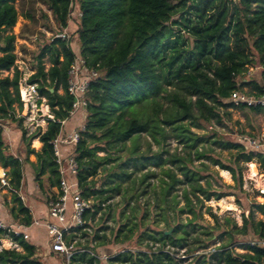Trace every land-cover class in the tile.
Here are the masks:
<instances>
[{
  "label": "trees",
  "instance_id": "16d2710c",
  "mask_svg": "<svg viewBox=\"0 0 264 264\" xmlns=\"http://www.w3.org/2000/svg\"><path fill=\"white\" fill-rule=\"evenodd\" d=\"M15 0H0V116L4 117L21 107L19 96V74L15 71L12 78L3 72L14 68L15 37L7 34L17 20V11L13 5ZM71 4H75L80 18L76 20L75 37L78 42V53L95 68L98 65L99 77L89 85L87 94L85 130L82 139L76 146V160L79 168L75 177L82 197L94 199L97 203L84 215V229L89 225L97 210L101 209L100 198L105 191L95 189L93 179L98 170L104 168L116 159L111 157L113 152L120 149L132 138L147 134L156 142V135L163 138L162 130L156 120L140 121L135 118L125 119L127 109L134 107L149 96H157L166 92L163 87L171 86L174 93L167 94L176 113L172 119L173 131L181 144L189 149H195L197 143L205 142L204 137L191 133L181 122L192 119V108L198 112L197 117L206 124L223 123L229 113H221V109L232 108L225 102L234 90H241V75L248 67L264 69V0H47V8L53 21L60 31L68 26ZM173 17H177L172 21ZM186 32L194 40L192 49L185 46L180 33ZM48 57L50 67L45 69V57ZM70 41L54 39L45 44L36 60L35 73L28 79L29 84H36L40 96L47 100V105L54 116L55 122H48L46 130L38 131L26 137V130L20 119L17 130L19 144L24 146L20 155L4 154V132L0 129V167L6 171L9 186L18 191L22 182V166L28 156L35 154L30 148V141L38 138L42 147L36 153L34 183L42 188V177L46 176L50 186L58 185V177L49 142L59 130L58 121L67 118L71 109L72 99L66 93L67 71L73 59ZM264 73V71L262 72ZM255 93L264 91V85L250 82ZM53 89V92L49 90ZM62 91L59 94L58 91ZM179 93L195 98L187 102ZM243 108V107H241ZM255 114H264L261 109H249ZM14 118H11L10 121ZM178 123V124H177ZM162 124H167L164 121ZM212 136H216L215 134ZM90 141V143H88ZM224 150H235L234 167H227L217 159H211L213 166L230 171L237 187L242 186V174L239 162L251 163L256 161L264 174V152H245L242 147L231 141L217 139L212 142ZM137 145L133 144L127 157L119 164L120 173L114 174L121 180L131 178V173L122 167L128 163L145 168L147 164L160 167L164 163L178 164L176 166L181 179L174 171L163 170L167 179L161 180L160 195L165 203L163 212L176 209L178 201L173 192L176 186H183L181 197L184 206L178 209V214L191 216L186 225L177 223L169 234L159 231L154 235L146 231L138 235V243L142 239L153 240L161 245H170L176 250H184L193 256L196 252L202 254L193 257L188 264H264V249L246 244L244 239L248 231H252L249 239L264 238V220L253 222V213L264 217V203L254 204L248 218H244L243 226L225 232L229 236L226 243L214 246L211 233L205 232L208 239L188 243L189 231L198 227L195 223L204 202L212 198L220 200L225 196L214 190L206 175L207 167L201 169L191 167V159L172 157L163 160L162 153L151 156L137 155ZM97 153H104L98 157ZM195 159L204 157L196 151ZM139 170L138 168H136ZM154 176L146 173L143 180ZM205 180V186L200 184ZM118 185L111 191H118ZM173 196L171 201L168 197ZM13 207L11 214L14 219L22 215L17 222L29 226L32 222L29 211L24 207L17 195H12ZM89 216L91 218L89 219ZM216 220V217L212 215ZM217 221V220H216ZM229 223V220H227ZM187 227L190 229L186 230ZM83 228L75 231L85 236ZM120 232V230H118ZM223 234L217 235L221 239ZM1 236V233H0ZM1 238V237H0ZM74 236H71V239ZM94 239H99L97 234ZM22 252L16 250L0 251V264H40L35 257V245L21 238L11 237ZM241 240V241H240ZM243 242V243H241ZM214 246L212 250L208 249ZM238 249L245 251L239 254ZM78 253L70 259V264H105L96 259L95 247L79 248ZM64 259V258H62ZM65 260V259H64ZM183 259L176 258L168 251L141 252L122 251L109 258V264H180Z\"/></svg>",
  "mask_w": 264,
  "mask_h": 264
},
{
  "label": "rangeland",
  "instance_id": "374dc122",
  "mask_svg": "<svg viewBox=\"0 0 264 264\" xmlns=\"http://www.w3.org/2000/svg\"><path fill=\"white\" fill-rule=\"evenodd\" d=\"M13 5L17 11V20L15 25L7 30V34H12L15 37L14 54L16 55V61L14 68L3 72L2 75L3 77L8 76L12 78L15 71H17L19 74V83L21 84V82L30 75L31 71L36 70L35 58L38 56L41 48L49 43L51 41L50 36L59 32L60 29L56 26L51 12L47 8V0H15ZM76 10L77 7L73 4L71 12H76ZM77 18V15L69 17L67 26V33L70 34V48L72 51H78V42L76 41L74 33ZM176 18L177 17H173L172 21L176 20ZM180 35L186 43L185 46L188 49H192L194 46V38L186 32H181ZM47 59L48 57L46 56L42 60L46 70L50 67ZM263 71L264 69L261 67H248L241 75V77H243L242 83L245 84L240 87L241 90L253 92L252 85L248 84L250 82L257 83L260 86L264 85ZM163 87L166 89V92H161L157 96H149L147 99L141 101V103L127 109L128 113L125 115V119L135 118L140 121L156 120L158 127L162 130L160 134H163V138L157 134L155 142L147 134H142L132 138L130 141L126 142L125 145H120L119 151L111 154V157L116 160L109 163L104 168L105 170L100 168L96 177L93 179L95 189L98 191H105L100 198H105L106 200L101 201V209L97 210L93 218L89 216V219L91 218L87 221L89 226L82 232H85L86 235L82 236V234L79 233L75 241L79 248L85 246L95 247L97 252L95 257L102 263L109 264L108 261L110 257H114L122 251L129 250L156 253L159 251H168L176 258L184 260L180 264H188L192 261L193 257L202 254L201 251H198L193 256H190L185 253V249L176 250V248L168 244L161 245L159 242H154L149 239H142L141 242L138 243L137 237L141 233L146 231L154 235L159 231H164L169 234L173 231L177 223L186 225L187 220L191 219V216L185 213L178 214V209L184 206L181 197L183 186H176L173 192V196L176 195V201H178L176 209H169L167 214L162 211L165 207V203L162 201L160 195V187L162 186L161 180L167 181L162 171L170 169L175 172L176 177L181 179L182 177L179 175L176 168L178 164L172 165L164 163L160 167L147 164L145 168L140 169V167L128 163L122 168L131 173V178L121 180L114 174L108 177V173H120L117 165L127 157L133 144L137 145V155L151 156L162 153L161 157L163 160L171 159L174 156L177 157V159L190 157L191 167L201 169L202 165H205L207 169L203 175L208 177L207 179L214 190L220 191L225 195L220 200L212 198L210 201L204 202L203 208L199 211L198 219L195 222L198 227L189 231L190 236L187 237L188 243L194 241L193 239L201 242L206 241L208 236L204 234L205 232H210L212 234L211 240L214 242L213 244L215 247L217 244L226 243L229 236L225 234V232H229L233 229L232 224H235L237 228H241L244 218H248L252 205L264 203V174L255 160L251 163H253L258 171L259 180L256 178V175L250 177L249 163L239 162L236 164V166L240 168L242 174L241 187L235 185L230 171L220 169L218 166H213L211 162V159H217L227 167H234V158L237 152L235 150L221 149L217 145L212 144V142L220 139L222 141L237 143V139L241 135H256L260 132H264V114H255L249 109L240 107L221 109L220 112L222 114H229L224 118L222 124L217 125L214 122L206 124L199 119H193V117H197L198 112L195 108H192L190 111L192 119L189 118L181 122V124L187 126L191 133L199 137H204L205 142L197 143L196 148L191 150L186 147V144H181L173 131V126L175 124L171 122V117L175 115L176 108H174L167 94H172L175 90L171 86L168 87L163 85ZM58 93L62 94L61 91H58ZM179 96L185 98L187 102H193L195 100V98L187 97L181 93H179ZM47 114H50V110L45 108L44 103H39L35 110H32L22 103L21 107L15 105L14 122L11 120L6 123L8 129L7 134L4 135V154H13L16 156L25 151L24 146L20 145L18 142L19 131L16 128L21 118L23 119V129L27 132L26 137H29L38 131L33 122L35 119L42 125L40 131H43L45 125L42 124L41 120H45ZM164 121H167V124H162ZM214 134L216 136H212ZM13 136L15 139H13ZM35 141L38 140L34 139V142ZM34 142L33 140L30 141V148L35 150L36 147ZM88 143H90V141H88ZM41 146L40 143V148L38 147L36 151L39 152ZM196 151L202 153L204 157L198 160L195 159ZM97 156L104 157L105 154L97 153ZM29 160L34 162L35 156L30 155ZM1 169L0 167V170ZM222 171L229 174V180H226L222 176ZM148 172L153 173L154 176L143 180V176ZM42 183L43 188L37 191V195H39L40 201L43 202L46 198L47 191L45 187H47L50 182L44 177L42 178ZM115 184H117L119 188L116 192L111 191ZM200 184L205 186V180L201 181ZM7 196L9 197V195H6V197ZM173 196L168 197L167 201H171ZM94 198L95 197L89 198L91 205L97 203ZM212 215L216 217L217 221ZM227 220H229V223ZM252 220L256 223L259 220H264V217L254 212ZM188 229H190V227L186 228V230ZM118 230H120V232H118ZM95 234L99 237L98 240L93 238ZM220 234H223L221 239H217V235ZM251 236H253L252 231L249 230L244 241L249 240ZM70 238L71 237H68L67 241H70ZM3 241L8 242L10 245L4 246ZM32 244L34 245V243ZM214 246H210L208 249L212 250ZM0 247L3 250H16L17 252H22L19 246L13 243L8 237H2L0 239ZM235 251L239 254L245 253L244 250L238 249L237 246H235ZM34 258L39 261L40 264H68L62 257L52 254L48 247L37 248Z\"/></svg>",
  "mask_w": 264,
  "mask_h": 264
},
{
  "label": "built area",
  "instance_id": "2783aa9c",
  "mask_svg": "<svg viewBox=\"0 0 264 264\" xmlns=\"http://www.w3.org/2000/svg\"><path fill=\"white\" fill-rule=\"evenodd\" d=\"M72 7V4H71ZM80 18L81 14L70 12L69 17L76 16ZM50 40L59 39L66 41L70 39V34L67 33V28L50 36ZM74 56L67 71V88L66 93L72 99L71 109L67 114V118L63 121H58L59 130L56 136L49 142L58 177V185L56 192L46 201L45 216L38 219H33L29 226L21 225L18 222H4L0 219V233L2 237H17L24 241L29 240L27 233L30 227H44L47 233V247L49 251L64 258L67 263L73 255L79 252L76 248L75 238L79 232L75 229L83 228L85 225L84 215L91 208V201L82 197L78 189L75 177L78 173V162L76 160V146L82 139V133L85 130L87 94L89 85L96 81L99 77L98 65L93 68L89 65L86 59L81 57L78 51H72ZM61 91V90H60ZM62 92V91H61ZM20 102L32 110L37 109L39 103H44L45 108H49L47 100L40 96L36 84H29L25 80L19 86ZM46 102V103H45ZM226 103L236 108L245 109H261L264 110V91L261 93L247 92L243 90H234ZM46 119H42V124L45 125L43 133L48 122H55L54 116L46 115ZM11 118H15V109L8 112L4 117L0 116V129L7 134V125ZM34 120V118L32 117ZM77 120L75 124L70 125L71 121ZM34 120V126L37 130L42 129V125ZM40 122V123H41ZM245 152H264V132L256 135H241L237 139ZM3 192H9L12 195L19 197L18 191L13 190L9 184L6 172L0 170V199ZM21 199V197H20ZM2 204L0 200V214ZM84 230V228L82 229ZM74 236L71 241H67L68 237ZM0 238V239H1ZM246 244L257 246L264 249V238L249 239ZM216 246H219L218 244ZM3 249L0 247V251Z\"/></svg>",
  "mask_w": 264,
  "mask_h": 264
},
{
  "label": "crops",
  "instance_id": "0c3cea01",
  "mask_svg": "<svg viewBox=\"0 0 264 264\" xmlns=\"http://www.w3.org/2000/svg\"><path fill=\"white\" fill-rule=\"evenodd\" d=\"M34 73H35V70L31 71L30 75H28V77L25 80L28 81V79ZM23 82H21V84ZM21 84L19 83V86ZM76 122H77V120L74 119L73 121H71L70 125L75 124ZM14 136H13V139H15ZM35 139L39 141L38 138H35ZM38 141H36L37 145H35V147H36L35 150L32 149V150H34L35 154L39 153L41 151V149L39 152L36 151V150H38V147L40 148V141L39 142ZM33 142H34V139H33ZM34 144H35V142H34ZM35 154H31V155L35 156ZM29 156H28L27 162H25L22 166V182H21L20 189L18 190V194H19V198L21 197V201H22L24 207L29 211L30 217L33 220V219H38V218H42L45 216L46 201L48 200V198L50 196H53L55 194L56 186L51 187L50 184L47 183L48 186L45 187L47 189L46 196H45L46 198L44 200L45 202L40 201L39 195H37V193H38L37 191H39L43 188V183H42V188H40V189L34 183V170H33V167L31 165L36 164V156H35L34 162L29 160ZM44 177H46V176H44ZM44 177H42V178H44ZM2 194H1V199H0L1 204H2L0 219L3 220L4 222H17L19 219L22 218V215L19 216L17 219H14L13 214H11V212H10L12 207H13V202L11 201L12 194H10L9 192H3ZM5 194L9 195V197L8 196L6 197ZM27 233L29 235V240L27 242L31 243V244L34 243L36 250L39 247H42V248L47 247V233H46V230L44 229V227H30V228H28ZM36 250H35V252H36ZM59 257H61V256H59Z\"/></svg>",
  "mask_w": 264,
  "mask_h": 264
},
{
  "label": "bare ground",
  "instance_id": "6f19581e",
  "mask_svg": "<svg viewBox=\"0 0 264 264\" xmlns=\"http://www.w3.org/2000/svg\"><path fill=\"white\" fill-rule=\"evenodd\" d=\"M35 145H37L36 141H35ZM248 167H249V175H250V177H253L254 175H256L257 176L256 178L259 180V176L257 174L258 171H257L256 167L253 165V163H249ZM221 174L226 180H229V174L228 173L222 171ZM3 245L4 246H9L10 244L8 242H6V241H3Z\"/></svg>",
  "mask_w": 264,
  "mask_h": 264
},
{
  "label": "water",
  "instance_id": "95a60500",
  "mask_svg": "<svg viewBox=\"0 0 264 264\" xmlns=\"http://www.w3.org/2000/svg\"><path fill=\"white\" fill-rule=\"evenodd\" d=\"M49 91H50V92H53V89H50ZM166 234H167V233H166Z\"/></svg>",
  "mask_w": 264,
  "mask_h": 264
}]
</instances>
